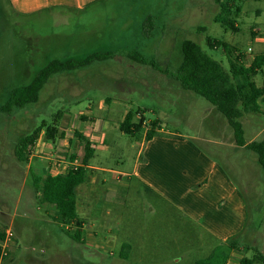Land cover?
Masks as SVG:
<instances>
[{
    "label": "rangeland",
    "instance_id": "rangeland-1",
    "mask_svg": "<svg viewBox=\"0 0 264 264\" xmlns=\"http://www.w3.org/2000/svg\"><path fill=\"white\" fill-rule=\"evenodd\" d=\"M233 6L241 8L237 14L233 12L230 15L238 31L226 29L215 22L222 10L216 0H105L85 12L55 11L53 14L32 16L20 15L13 9L10 0H0V108L9 101L15 88L30 84L38 72L54 60L85 59L105 52H143V47H150L148 51H158L159 55L147 52L143 55L154 60L161 72L150 69L152 76L141 72L133 74L121 70L123 66L120 64L108 61L52 76L36 104L14 108L10 114L0 112V177L2 170L6 169L8 172H4L3 177L11 179L6 178L5 181L15 180L16 184L19 177L23 180L25 174L22 170L15 172L20 164L24 165L16 156L17 144L43 124L56 125L59 130L68 128L72 126L73 118L67 116L86 112L91 100L105 94L117 99L128 98L126 107L113 108L116 113L112 121L104 124V130L109 134L108 143L113 149L106 152L97 149L91 164L131 174L142 139H133L118 129V122L126 110L141 111L147 122L159 119L168 131L206 138L209 142L202 139L198 143L227 168L234 182L245 192L247 229L240 239V252L230 255L231 262L236 264L242 256L252 257L255 252L247 250V247L257 248L264 254V174L256 154L236 148L234 132L224 116L204 98L184 90L172 76L178 73L182 64V43L186 40L198 43L226 68L227 57L222 50L209 47V38L229 42L247 54L252 48V54H248L250 57L257 53L259 45L254 38L260 36L261 31L264 33V0H234ZM147 15L152 16L154 32L166 33L165 44L144 43L139 23ZM178 15L181 21L173 25L170 21ZM198 27H205L207 31L199 32ZM95 36L97 40H94ZM155 46L156 49L153 48ZM97 70L104 74L99 78L105 84L102 89L87 86L96 78ZM94 71L96 76H93ZM255 80L259 85L263 83L264 69ZM119 84L131 85L133 90H115ZM75 97L81 102H74ZM242 123L245 140L253 141L264 131V114H246ZM118 146L123 147L125 152ZM219 148L231 154L235 168L226 163ZM55 159L58 160V157ZM98 173L108 182L104 186L101 183L97 194L106 196V190L113 184V194L108 196L114 197L116 185L112 182L113 175L103 171ZM120 177L131 185L127 192L117 194L127 199L123 205L124 218L115 219L117 230L122 231L118 227L122 225L123 229V221L131 218L130 221L140 232L149 227L154 228L156 233L133 239L116 236L114 243L107 244L103 250L97 245L105 244L106 237L111 239L105 234L96 237V246L89 245L88 241L75 242L72 249L75 257L79 254L97 264H114L111 258L119 257L125 242L134 244L138 250L135 249L136 259L121 264H195L197 260L209 256L216 247L209 234L172 208L158 204L154 196L134 178ZM3 187L0 183V193L3 194L0 196V241L1 235L6 241L0 242L5 249V255H0V264H84L82 260L77 262L70 258L68 244L71 238L62 231L61 238L65 242L60 249L66 253L54 260L46 257L50 254L46 245H35L43 238L38 229L47 224L41 219L43 213L36 209V191L33 189L32 204L19 205L26 206L24 211H20L17 210L19 189L5 190ZM154 206L159 207L158 211ZM31 209L41 217L36 219ZM92 252H100L103 257L93 259Z\"/></svg>",
    "mask_w": 264,
    "mask_h": 264
},
{
    "label": "crops",
    "instance_id": "crops-1",
    "mask_svg": "<svg viewBox=\"0 0 264 264\" xmlns=\"http://www.w3.org/2000/svg\"><path fill=\"white\" fill-rule=\"evenodd\" d=\"M103 1L105 0H10L13 9L24 16H32L41 13L53 14L55 11L85 12L96 7ZM180 17L179 15L175 16L170 22L176 25L177 22L181 21ZM147 22L149 24L148 30L144 29V25ZM139 24L142 30L141 34L144 43L151 45L166 43L165 32H154L151 15L145 16L144 20ZM255 34L256 33H253V35ZM261 35L254 38L257 45H259L257 53H254V55L250 57L248 54H252V48H249L248 54L243 52L247 56L249 64L255 56L264 53V33L262 31ZM94 38V40H97V36ZM149 48L143 47V52L140 50L105 52L110 53V57L104 61L96 62L112 61L123 66L121 70L125 69L133 74L141 72L146 76H152V71L161 73L160 70L155 69L151 65L140 64L134 60L135 58H139V55L145 58L143 55L145 52L151 53L153 56L159 55L158 51H148ZM153 48L156 49V46ZM146 59L154 62L151 58L146 57ZM154 63L158 65L156 62ZM94 64L95 62L90 66H94ZM150 69L152 71H149ZM97 71V76L95 75V71L93 74L96 78L94 81L88 83L87 86L90 88L102 89L105 84L99 78L104 74L99 73V70ZM130 87L131 85L119 84L115 86V90L120 92L133 90ZM73 100L77 103L81 102L76 97ZM127 102L128 98L117 99L105 94V96L97 97L96 100H91L86 112L78 114L70 113L68 116L65 115V117L71 116L73 118L72 126L60 128V132H62L64 136L58 138V142H56V140L54 142L49 141L43 131L35 146L30 151L31 156L24 163L25 167L23 168L24 165L22 166L20 164L18 167L19 169L15 170V172L22 170L25 174L23 180H21L20 177L19 181L16 179V184L14 182L15 180L5 181V179L9 177L7 176L5 178L3 174L8 171L6 169L2 170L0 183L4 185L3 188L5 190L13 187L19 189L17 210H25V205H23L24 207L19 206L23 203L32 204L34 196L33 189L36 191L35 197L38 201V207H36V209L43 213L41 219H43V221L45 220L47 224L44 228L38 229V232L43 238L35 245H46L47 252H50L49 256L46 257L49 259L52 257L54 260L61 254L64 255L66 252L60 249V246L65 242V240L61 238L62 231L65 234L67 233L71 238L68 244V250L70 249L69 253L71 254L70 258L77 262L82 260L84 264H97L91 262L90 258L86 259L79 254L75 257L74 254H72L74 243H85L88 241L89 245L96 246V237L98 238V236L105 234L106 236H110L111 239L106 237L105 244L97 245L98 249L103 250L107 244L111 245L114 243L113 238L116 236L133 239L141 235H154V233H156L154 228L144 227L141 229L144 231L140 232L135 223L130 221L131 218L127 221H123V229L120 224L121 226L118 228L122 231L117 230V225H115L117 222L115 219L119 220L124 218L126 213L123 212L125 210L123 205L127 203L125 197L118 196L117 194L120 192H127L128 187L131 185L128 181H123L121 177L118 178L119 175H126L134 178L149 194H151V196H154L158 204L172 208L181 214L188 222L203 229L215 240L216 246L223 245L231 238L237 236H240L241 239L247 229L245 192L234 182L227 168L198 143V141H201L203 138L171 132L164 128L158 130V134L148 141H146L147 127L143 131V135L140 134L133 138L142 139V143L131 174L94 166L91 164L92 158L87 166L88 172L86 180L77 188V219L66 226H63L56 220L57 213L55 207L50 204L42 203L41 191L35 188V179L44 180L48 175L64 176L70 169L82 165L85 150L74 135V131L76 130L90 139L95 149V154L97 153V149L105 152L112 150L111 144L108 143L109 134L104 130V124L112 121L111 118H113L116 113L113 108L126 107ZM263 104L264 103L261 102L262 114H264ZM129 112L130 111L126 110L123 113L122 119L119 120V130L120 124L124 121ZM139 119L140 117L137 116L136 120ZM149 122L146 121V124ZM79 126L81 128H78ZM263 133L264 131L260 133L257 138L262 136ZM203 140L209 142L206 138ZM118 148L122 150V152H125L123 147L120 148L118 146ZM236 148L245 149L243 147H238L237 144ZM218 150L224 157L226 163L235 168L236 165L231 158V154L228 151H222V148ZM57 157L58 160L55 159ZM99 171L109 172L113 175L112 182L116 185L114 197L108 196L113 194V184L112 188L109 187V189L106 190V196L97 194L102 186L101 183L104 186L108 182L106 177H102L101 174L98 173ZM29 176L31 181H29ZM123 187L124 189H122ZM1 195L3 194L0 193V196ZM147 203L150 204L149 201H147ZM151 203L153 204L154 202ZM154 209L158 211L159 207H155ZM34 212L35 211H33V213ZM34 215L36 219L41 217L37 216L36 213H34ZM51 218L53 220H51ZM77 221L80 222L81 226H77ZM72 236H76L77 240L73 239ZM5 241L4 237L0 242L5 243ZM2 243L0 244L1 250ZM32 249H34V247ZM135 249L138 250L134 244L132 245L125 242L119 257L111 258V261L114 264H121L133 258L136 259ZM91 256L93 259H97L103 257V254L100 252H92ZM243 257L244 256L239 258L236 264H239ZM227 264H232L231 259H229Z\"/></svg>",
    "mask_w": 264,
    "mask_h": 264
},
{
    "label": "trees",
    "instance_id": "trees-1",
    "mask_svg": "<svg viewBox=\"0 0 264 264\" xmlns=\"http://www.w3.org/2000/svg\"><path fill=\"white\" fill-rule=\"evenodd\" d=\"M234 0H216L221 7V12L216 16L215 22L226 29L236 30L235 20L230 17L233 12H240V6H233ZM148 22L144 29L148 30ZM199 32H206L205 27H198ZM211 49L223 51L228 61V68L222 62L214 59L202 47L191 40L182 43V64L178 73L173 74L181 83L184 90L194 92L196 95L208 101L217 112L226 119L228 125L234 132L235 142L238 147H243L256 154L258 163L264 174V133L259 138L247 142L245 140V129L242 118L246 114H262L264 103V82L258 85L255 77L264 68V53L255 56L249 64L245 53L236 46L222 40L209 38ZM110 53H95L85 59L54 60L42 68L32 82L28 85L15 88L11 92L9 101L0 108L1 113L10 114L14 108L22 109L29 104H36L40 99V93L56 74L70 72L90 66L96 61H104L110 57ZM134 60L140 64L151 65L160 70L153 61L139 55ZM167 74V70L165 71ZM139 116L140 119L136 120ZM147 127L146 141L151 140L163 129L159 119L152 120L146 124L144 114L130 111L124 121L120 124V131L132 138L139 136ZM44 131L47 139L54 142L62 138L56 125L46 126L43 124L33 133L20 139L16 147L18 160L25 163L30 151L35 146L40 135ZM74 135L84 147L85 156L82 165L70 169L64 176L48 175L44 180L35 179V188L41 191V201L55 207L56 220L63 226L74 222L77 219V188L86 180L87 166L95 156V149L92 142L83 133L74 131ZM77 226H81L77 221ZM77 240L76 236H72ZM4 239V235H1ZM240 236L231 238L223 245H217L209 256L199 259L195 264H227L232 252H240ZM253 250L252 257L244 256L239 264H264V254L257 248L247 247ZM0 248V255H1Z\"/></svg>",
    "mask_w": 264,
    "mask_h": 264
},
{
    "label": "built area",
    "instance_id": "built-area-1",
    "mask_svg": "<svg viewBox=\"0 0 264 264\" xmlns=\"http://www.w3.org/2000/svg\"><path fill=\"white\" fill-rule=\"evenodd\" d=\"M31 156V154L29 155V157ZM29 159V158H28ZM5 249H3L2 248V251H1V255L3 254V255H5V251H4Z\"/></svg>",
    "mask_w": 264,
    "mask_h": 264
}]
</instances>
